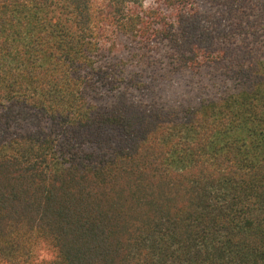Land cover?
<instances>
[{"label":"trees","instance_id":"16d2710c","mask_svg":"<svg viewBox=\"0 0 264 264\" xmlns=\"http://www.w3.org/2000/svg\"><path fill=\"white\" fill-rule=\"evenodd\" d=\"M0 264H264V0H0Z\"/></svg>","mask_w":264,"mask_h":264},{"label":"rangeland","instance_id":"374dc122","mask_svg":"<svg viewBox=\"0 0 264 264\" xmlns=\"http://www.w3.org/2000/svg\"><path fill=\"white\" fill-rule=\"evenodd\" d=\"M39 257L41 259H46V258L48 259L49 258V253L45 249H43V250H41L39 252Z\"/></svg>","mask_w":264,"mask_h":264}]
</instances>
